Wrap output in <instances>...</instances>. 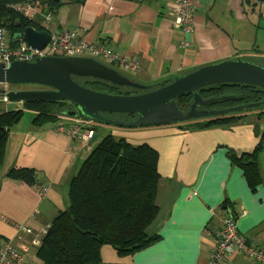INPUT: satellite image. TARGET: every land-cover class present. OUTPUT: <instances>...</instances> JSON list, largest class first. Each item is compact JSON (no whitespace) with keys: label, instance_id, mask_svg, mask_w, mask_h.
<instances>
[{"label":"crops","instance_id":"0c3cea01","mask_svg":"<svg viewBox=\"0 0 264 264\" xmlns=\"http://www.w3.org/2000/svg\"><path fill=\"white\" fill-rule=\"evenodd\" d=\"M195 4L194 32L186 50L179 47L181 37L172 25V0H61L50 23L42 27L40 17L34 23L49 34L68 31L72 40L92 42L137 61L140 70L127 72L132 77L128 79L143 86L157 87L225 60L245 57L242 60L264 63V0H195ZM14 104L0 103V111ZM257 114L206 128L177 123L113 131L115 138L149 145L158 154L159 213L148 233L160 238L128 255L103 246L100 264H209L229 214L238 218V233L264 251V122ZM75 123L62 116L43 125L17 124L9 132L0 166V245L9 241L23 249L30 245V236L17 233L16 225L25 224L36 233L66 209L69 181L95 141L84 145L57 131V125L70 128ZM84 127L97 133L89 123ZM258 148L262 183L252 190L231 153L240 157ZM11 169L32 170L34 185L10 179ZM38 188L45 189L43 196ZM29 249L25 264H40L37 248ZM220 264L260 263L233 251Z\"/></svg>","mask_w":264,"mask_h":264},{"label":"trees","instance_id":"16d2710c","mask_svg":"<svg viewBox=\"0 0 264 264\" xmlns=\"http://www.w3.org/2000/svg\"><path fill=\"white\" fill-rule=\"evenodd\" d=\"M31 1L0 0V29L6 31L9 47L15 48L22 43L14 39V36L27 27L42 31L34 21L26 20L9 7ZM60 2L61 0H45L51 10L56 9ZM72 78L81 86L100 93H143L102 80ZM155 88L157 87H152ZM198 93L202 100H214L203 108L207 110L264 101V90L244 84H219L199 89ZM191 102V93L175 101L182 112L188 110ZM72 109L65 102H29L23 104L21 109L0 111V166L4 160L9 132L20 122L24 111L35 113L33 124L43 125L57 121L64 117V112ZM258 112V118L264 122V111ZM244 114L239 112L205 118L203 122L191 120L183 124L206 128L237 122L243 119ZM96 139L93 149L81 161L76 174L69 181L66 209L54 218L47 235L37 248L35 256L40 264H100V250L103 246H110L117 253L128 255L149 248L160 238L148 233L159 213L156 205L160 180L157 152L149 145L135 146L112 135H106L100 141ZM259 150L258 148L252 154H241L240 157L235 152L231 153L232 162L244 170L246 181L252 190L262 183L258 165ZM7 176L34 185L32 170L11 169Z\"/></svg>","mask_w":264,"mask_h":264},{"label":"water","instance_id":"95a60500","mask_svg":"<svg viewBox=\"0 0 264 264\" xmlns=\"http://www.w3.org/2000/svg\"><path fill=\"white\" fill-rule=\"evenodd\" d=\"M25 48L42 50L50 39L47 31L27 27L15 34ZM75 78L102 80L119 87L143 91L137 95H115L100 93L78 84ZM219 84H244L264 90V66L242 59L225 60L201 67L184 76L161 83L157 88L143 86L122 76L109 66L90 58L63 56L38 58L34 62L14 60L8 64L0 62V85H31L45 87L28 92H11L8 102L26 104L29 102H65L73 109L64 112V117L85 120L99 124L136 129L142 127L183 123L203 118L225 116L251 110L264 102L237 105L219 110H201L214 100H202L198 90ZM152 89V90H151ZM192 94L187 111L182 112L175 101L186 94ZM104 114L133 116L126 123L113 121ZM258 136L259 126H254ZM97 134L90 140L92 143Z\"/></svg>","mask_w":264,"mask_h":264},{"label":"built area","instance_id":"2783aa9c","mask_svg":"<svg viewBox=\"0 0 264 264\" xmlns=\"http://www.w3.org/2000/svg\"><path fill=\"white\" fill-rule=\"evenodd\" d=\"M17 14L28 21H34L37 17L41 18L42 27L50 23L52 18V10L45 0H32L29 3L15 4L9 6ZM196 16L195 0H172V8L170 17L172 18L173 28L181 37L179 47L187 49L190 46L188 37L194 32V20ZM71 57V58H90L109 66H116L123 72H136L140 70L139 63L125 56L119 55L107 47L97 45L92 42L83 40H72L68 31H61L50 34L47 45L40 51L25 48L21 43L13 48L8 45L7 33L4 29H0V62L8 64L14 60L34 62L38 58L43 57ZM31 85H1L0 103H8L6 95L11 92H28L38 90L40 87L33 88ZM87 122L76 120L75 125L67 128L66 125H57V131L67 132L72 138L77 139L80 143L87 145L95 136V131L84 127ZM83 130L84 132H80ZM37 192L40 196L45 193L44 188H38ZM238 218L229 214L223 220V226L218 233L215 241V249L209 264H220L225 257L237 251L242 255L256 260L260 264H264V251L252 246L248 239L238 233ZM17 233L30 236V245H26L23 249H17L11 242L7 241L0 245V264H25V258L29 253V246L38 248L41 240L48 233L50 226L34 232L25 224L15 226Z\"/></svg>","mask_w":264,"mask_h":264},{"label":"rangeland","instance_id":"374dc122","mask_svg":"<svg viewBox=\"0 0 264 264\" xmlns=\"http://www.w3.org/2000/svg\"><path fill=\"white\" fill-rule=\"evenodd\" d=\"M242 59H246V58L243 57ZM99 61H101V60H99ZM256 64H260V63H256ZM105 65H107V64H105ZM260 65L264 66V63L260 64ZM107 66H109V65H107ZM109 67H113L114 69L119 71V73L123 74L126 78L132 79V77L130 76V73L123 72L118 67H114V66H109ZM37 87L38 86H34L33 88H37ZM8 103H10V102H8ZM12 103H14V102H12ZM14 105L15 106L9 105L8 108L9 109L18 108V106H17L18 104L17 103H15ZM258 110H260V112H262V111H264V107L260 106V108H253L251 110H246V111H242V112L245 113V114H255L256 115L257 113H259ZM104 116L106 118H109V119L113 120V121H117V122H121V123H126V122L132 121V116L124 115V114H104ZM257 116H258V114H257ZM33 118H34V113L29 112V111H24L22 119L18 123L19 127L20 128L24 127L26 124H28V122H32ZM69 119H71V118H69ZM204 119L205 118L199 119V121L203 122V121H205ZM73 120H79L81 122H87V123H89V125L91 127H94L95 129H97V133H96L97 134V139H96V141H100L106 135H112L113 136V133H112L113 131H117V132L125 131L126 132L127 130H132V129L119 128V127H113V126H107V125L99 124L98 122L85 120V119H83L81 117H79L77 119H73ZM163 126H165V125H163ZM27 127H28V125L26 126V128ZM81 132H84V131L81 130ZM117 139H120V138L117 137ZM261 157L264 158V150H263V152L261 154ZM263 171H264V165H263Z\"/></svg>","mask_w":264,"mask_h":264},{"label":"flooded vegetation","instance_id":"af4514ba","mask_svg":"<svg viewBox=\"0 0 264 264\" xmlns=\"http://www.w3.org/2000/svg\"><path fill=\"white\" fill-rule=\"evenodd\" d=\"M39 89L42 90V89H48V88L40 87ZM203 108H206V107H200V108H198V109H201V110H207V109H203Z\"/></svg>","mask_w":264,"mask_h":264}]
</instances>
